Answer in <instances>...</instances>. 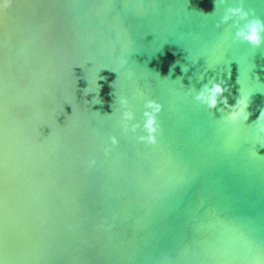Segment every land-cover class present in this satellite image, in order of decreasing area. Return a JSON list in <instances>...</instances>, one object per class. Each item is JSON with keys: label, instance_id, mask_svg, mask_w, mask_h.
Segmentation results:
<instances>
[{"label": "water", "instance_id": "obj_1", "mask_svg": "<svg viewBox=\"0 0 264 264\" xmlns=\"http://www.w3.org/2000/svg\"><path fill=\"white\" fill-rule=\"evenodd\" d=\"M219 7L0 0V264H264V141L187 90L223 79L231 105L241 83L245 125L264 108V44L233 42Z\"/></svg>", "mask_w": 264, "mask_h": 264}, {"label": "clouds", "instance_id": "obj_2", "mask_svg": "<svg viewBox=\"0 0 264 264\" xmlns=\"http://www.w3.org/2000/svg\"><path fill=\"white\" fill-rule=\"evenodd\" d=\"M217 5L220 6L219 9H221V11L214 21V26L216 28H221V26L230 24L232 26L231 40L233 42H239L252 48L264 44V22H262L260 18L255 16L249 18V11L246 10L242 4L237 3L236 0H214V11L204 14L211 16L213 13H217ZM193 62H195V59ZM207 67L211 68L213 66L207 63ZM184 70H186V68H184ZM202 75L203 74H201V76ZM178 78L179 77H177V79ZM238 81L240 83V76L238 77ZM187 90L188 93L192 95L193 99L207 110L215 108L219 102L221 107L217 110L222 113L220 119L223 122L233 126H250L252 128L254 140L258 144L264 141V108L260 110L258 117L252 124L245 125L244 123L250 114L246 108L250 96L254 91L243 90L240 83L239 96L236 98L234 104L229 105L227 98L223 95L228 90L223 79L210 78L198 90L194 87H189ZM94 98L93 103L98 102ZM115 102L123 109L121 116L122 126L124 128L131 126V128L135 130L137 127L141 126L140 123L129 124V122L134 120V113L127 107V98L121 96L115 98ZM161 108L162 105L156 100L148 99L144 103V111L142 112L144 120L142 126L149 133L147 136L149 141H154V137L151 133L156 131V115L161 111ZM139 138L144 139V136H140ZM112 142H116L115 137L112 138ZM260 146L264 147V144H260Z\"/></svg>", "mask_w": 264, "mask_h": 264}]
</instances>
